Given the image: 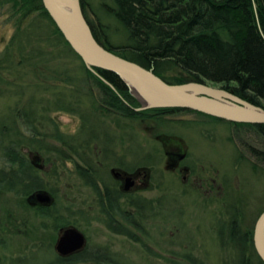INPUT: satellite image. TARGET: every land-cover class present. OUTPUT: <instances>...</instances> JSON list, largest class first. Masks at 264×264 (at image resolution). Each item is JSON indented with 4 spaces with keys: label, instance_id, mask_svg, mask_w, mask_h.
Masks as SVG:
<instances>
[{
    "label": "trees",
    "instance_id": "1",
    "mask_svg": "<svg viewBox=\"0 0 264 264\" xmlns=\"http://www.w3.org/2000/svg\"><path fill=\"white\" fill-rule=\"evenodd\" d=\"M8 1L13 2L17 12L21 13L20 23L37 15L28 27L18 28L9 48L0 59L2 73H21L24 67L29 69L30 74L33 73V76L25 75L26 78L18 74L15 76V81L25 79L22 89L33 88L35 91L26 108L19 111L16 117L21 119L23 127L35 138L43 136L44 129L38 125L40 119L36 106L47 104L48 109H44L46 111L61 110L79 116L81 133L75 136L64 135L55 121L50 119V139L54 145L46 144L24 137L20 129L16 128L14 117L8 116V121L5 120L6 123L0 127V152L5 159V167L0 170V188L4 192L26 197L25 200L37 190L48 191L54 203L45 212L54 222L55 230L76 226L68 220V216L63 215V211L58 210L55 195L46 183V177L58 176L57 167L53 172L47 169L53 158L58 161H74L75 158L82 162L83 167L78 166L76 174L85 185L91 187L95 176L92 174L94 152L107 150L111 142L107 140L110 133L109 129L107 131L102 126V119L114 117V121H120L128 114L132 121L138 122L152 111H191L155 109L136 112L140 104L130 95L119 77L97 68L89 70L65 41L45 10L42 0ZM112 3L106 13L121 26L124 45L118 48L110 45L104 25H95L89 20L96 40L105 49L147 69H154L155 74L167 83L224 84L236 96L264 107V0H112ZM14 53L21 58L20 64L12 59ZM52 63L55 65L52 66ZM0 78L6 81L1 74ZM7 83L10 87L17 85L15 82ZM94 88H98L101 96H95ZM22 89L20 94L25 95L26 91ZM40 93L51 94L52 98L44 95L41 100L38 95ZM196 114L221 123L255 129L259 139L264 142V125L230 123ZM99 137L105 140L100 141ZM26 150H36L43 157L44 171L32 164ZM258 152L262 154L264 151ZM259 157L264 162V156ZM135 207L137 212L135 215L130 214V228L127 231L132 239H135L136 232H142L139 206ZM243 208L240 211L238 209V238L228 235L234 247L237 249L238 246L237 259L230 263L264 264L253 245V228L241 229L240 218L242 220L245 217ZM65 211L71 215L68 207ZM113 212L118 216L120 209L113 208ZM41 213L46 215L44 211ZM107 216V222L111 223L109 214ZM120 225L121 231L126 232L123 224ZM114 232L119 231L115 228ZM226 232H233L229 229V222ZM136 238V242H140ZM88 258L95 264H122L107 252L94 255L86 252L67 260V264L85 262ZM189 258L190 264H202ZM57 260L60 264L64 263L58 257Z\"/></svg>",
    "mask_w": 264,
    "mask_h": 264
},
{
    "label": "rangeland",
    "instance_id": "2",
    "mask_svg": "<svg viewBox=\"0 0 264 264\" xmlns=\"http://www.w3.org/2000/svg\"><path fill=\"white\" fill-rule=\"evenodd\" d=\"M80 3L83 7L85 6L83 10H86L84 14H86L88 21L90 20L95 25L100 23L104 25L110 45L118 48L125 44L121 26L106 13V10L113 5L112 0H80ZM36 17L37 15H32L20 23L21 13L17 12L13 2L0 0V59L9 48L18 28L25 29ZM13 55L12 59L20 64L21 58L19 55H15V53ZM60 58L65 60L64 57ZM51 65L54 66L55 64L52 63ZM44 69L46 70V68ZM28 70L24 67L21 70L22 72L19 70L21 73L0 72L1 76L6 79V81H2L0 78V127L6 123L5 120L8 121V116H11L16 121V128L20 129L24 137L54 145V142L50 139L49 128L52 125L50 119H53L59 131L64 135H79L81 133L79 116H72L70 113L61 110L46 111L44 109L48 107L47 104L36 106L38 118L40 119L38 125L41 129H44L42 132L43 136L35 138L23 127L21 119L16 117V114L26 108L28 100L34 95L35 91L33 88L22 89L25 86V79L15 81V76L17 74L25 78V75L33 76V73L30 74ZM9 81L12 84L15 82L17 85L15 87L11 85L12 87H10L7 83ZM207 84L218 89H225L224 84ZM232 86L234 87V85ZM21 89L26 91L25 95L20 94L22 93ZM112 89L114 88L112 87ZM94 91L96 97L101 96L98 88H94ZM38 95L42 100L46 94L40 93ZM46 96L52 98L51 94ZM135 100L138 102L137 99ZM140 108L141 105L136 109ZM104 119H102V126L107 131L109 129L110 135L108 138L114 139L116 135H123L124 131L125 133L128 132L130 137L131 133H134V136L131 137L132 139L130 138V154L128 157L130 169H134L139 165H151L154 163V161L150 162L143 159V154L139 149L142 138H147V128L151 127L149 121L143 124L141 120L135 122L129 118L128 128L124 129L123 119L120 121H114V117ZM170 119L179 122V124H176L178 126V135H181L189 142L192 153H196L204 161L214 162L221 169V174L233 176V184L235 186L236 184L238 185V192L243 198L242 204H238V209L240 211V208L244 207L245 211V217L242 220L240 218L241 229L253 228L254 232L256 221L261 211L264 210V162L259 159V156H264V152L262 154L258 152L259 150L264 151V142L259 139L255 129L213 120L212 122L210 118L193 112L179 113L177 116L170 117ZM193 121L199 124H194L196 127L188 128V124L191 125L189 122ZM98 140L102 141L101 137ZM132 140L134 143L131 145ZM117 142H119L117 139L113 142V152H115V148L118 145ZM150 143L152 148L155 149L157 147L155 142ZM100 144L103 145L102 143ZM236 145H238V169L234 162L235 152L237 151ZM35 151L26 150L25 152H28V156L29 154L33 156L36 154ZM100 151L94 152L95 160L102 158L99 155ZM53 159L47 169H49V172H53L54 168L57 167L58 176H54L55 178L52 176L46 177V183L55 195L56 204L59 206L58 210L63 211V215L68 216V220L76 224L89 238L87 252H91L94 255L99 253V250L101 251L100 253L106 250L122 264H173L172 261H175L176 264H190L189 257L202 264H233L230 262L237 259L235 252L232 250L224 251L220 249L221 254L218 253L217 246L219 244L212 227L216 224V215L220 214L218 213L219 207L207 208L204 206L202 202L203 193L190 194L179 183L175 187L178 190L170 194L178 196L179 199L167 211V216H169L165 220L167 224H164V222L158 225L153 221L147 223V232L151 234V237L150 239L144 237L142 240L146 245V250L136 241L112 233L106 224L103 223V220H95V215L92 214L93 208H91L95 207L93 204L94 193L89 187H86L76 174L77 167H83L82 162L75 158L74 161ZM4 163L5 159L2 158L0 152V170L5 167ZM103 163L105 164L106 162ZM94 165L96 166L95 162ZM96 167L100 171L105 169L100 172V176L108 178L109 181L112 180L109 168L111 164L104 166V168ZM237 176L238 182L235 181ZM154 195L155 192L146 194L147 197H153ZM189 196L193 198V201L190 200ZM25 198L4 192L0 188V220L2 219V224H0V264H60L57 262V255L53 246L57 240L59 229L55 230L54 222L51 219L44 217L42 213L32 209L30 205L28 206V198L26 200ZM67 207L71 215H68L67 211H65ZM80 212L82 215H80ZM172 213L174 217H171ZM10 215L16 217L18 223H23L18 230H6L4 227V224H12V221L8 218ZM239 217L241 216L239 215ZM44 223L49 228L46 231L41 229ZM157 226L160 228H157ZM159 233H161V239L157 236ZM137 235L139 234L137 233ZM43 240L52 244L50 252L44 250L43 245L40 244ZM202 249L205 250L206 254L203 253ZM102 257L105 258L101 255ZM74 264L95 263L91 258H88L85 262Z\"/></svg>",
    "mask_w": 264,
    "mask_h": 264
},
{
    "label": "flooded vegetation",
    "instance_id": "3",
    "mask_svg": "<svg viewBox=\"0 0 264 264\" xmlns=\"http://www.w3.org/2000/svg\"><path fill=\"white\" fill-rule=\"evenodd\" d=\"M225 89L229 91L232 90L229 88ZM183 112L184 111L175 110L152 111L146 113L142 117V123L146 124L147 121H149L151 127L147 128V138H142L139 149L143 154V159L150 162L154 161L151 165H139L134 169H130L128 157L130 154L131 137L128 132L125 133L124 131L123 135H116L114 139H107L111 141L108 144V149L99 152L102 158L95 160V164L100 168H104V166L106 167V165L111 164L109 168L112 180L109 181L108 178L100 176V172L105 169L100 171L94 165L92 169V174L95 175L94 185L91 187L86 185V187H89L94 193L93 204L95 207H91L93 208V211L91 210L92 214L95 215L94 218H96V221L103 220V223L106 224L107 228L112 233L134 241H136V237H138L140 242L137 243L146 249V245L142 240L144 237L148 239L151 237V234L146 231L147 221H153L161 225L165 222L166 218H169V216H167V211L171 209L169 207L174 206L179 199L178 196H172L170 194L178 190L175 187L180 183L185 188V191L190 194L203 193L204 198L202 202L207 208L213 206L219 207L218 213L220 214L216 215L215 219H217V221L212 227L219 244L217 246L218 253L221 254V249L224 251L232 250L237 254L238 246H236L237 249L234 247L228 235L231 234L238 238V204H242L243 198L240 192H238V185L236 184L235 186V184H233V176L230 177L224 173L221 174V169L218 168L214 162L204 161L197 156L196 153H192L189 142L181 135H178V126L176 124H179V122L173 121L170 117L177 116L179 113ZM128 119V114H126L122 120L124 129L128 128ZM210 120L212 121V119ZM189 123H191V125L188 124V128L196 127L194 124H199L196 121ZM101 139L105 140L103 137ZM115 139L119 140V142H117L118 145L115 148V152H113V142ZM150 142H155L157 147H155V149L152 148ZM236 147L237 151L235 152L234 162L238 169V145H236ZM103 162L106 163L104 164ZM127 180H130L132 183L129 191L126 190ZM235 181L238 182V176ZM151 192H155V195L153 197H147L146 194ZM189 198L193 201L191 196H189ZM132 204L139 206V216L142 222V232H138L139 235L136 233L135 239H132L129 232H127L130 228L129 216L131 213L135 215L137 212V208L132 206ZM30 207L36 209L40 213L44 211L46 215L43 214V216L50 219V217L47 216L48 212L45 211H48L52 206L46 207L37 205ZM116 207L120 209L118 216L113 212V208ZM107 214H109L111 223L107 222ZM80 215H82V213ZM171 217H174V214ZM8 218L12 221V224H4L6 230H18L19 226L23 224L18 223V219L12 215ZM1 222L2 219L0 220V224H2ZM227 222H229V229L233 231L229 234L226 232ZM120 224H123V227H125L124 229H127L126 232L121 231ZM164 224H167V221ZM67 227L69 226L59 228L57 240L61 230ZM115 228L119 232H114ZM157 228L160 227L157 226ZM41 229L46 231L49 228L44 223ZM236 229L237 231L234 232ZM80 231L85 235L82 230ZM160 235L161 233L157 235L158 238L161 237ZM85 237L86 245L84 249L68 257H62L57 253L56 240L53 246L57 257L64 262L62 264H67V260L81 256L88 251L89 238L86 235ZM40 244L43 245L44 250L51 251L52 244L50 242H45L43 240ZM202 250L203 253L206 254L205 250ZM98 252L101 251L99 250ZM102 252L109 253L106 250ZM153 255L155 254L153 253Z\"/></svg>",
    "mask_w": 264,
    "mask_h": 264
},
{
    "label": "water",
    "instance_id": "4",
    "mask_svg": "<svg viewBox=\"0 0 264 264\" xmlns=\"http://www.w3.org/2000/svg\"><path fill=\"white\" fill-rule=\"evenodd\" d=\"M42 2L65 41L88 69H102L119 77L140 103L141 108L136 111L183 109L230 123L264 125V107L236 96L233 90L226 91L199 82L170 84L158 77L154 69H147L105 49L96 40L80 0H73L71 3L64 0ZM105 82L113 87L109 82ZM141 100L146 102L147 106ZM30 158L37 169L45 170L43 158L39 153ZM127 181L126 190L129 191L132 183ZM27 202L30 206L50 207L54 198L48 191L39 190L30 195ZM85 245V235L78 228L69 226L61 230L56 251L60 256L68 257L82 251ZM253 245L257 255L264 262V212L256 221Z\"/></svg>",
    "mask_w": 264,
    "mask_h": 264
},
{
    "label": "bare ground",
    "instance_id": "5",
    "mask_svg": "<svg viewBox=\"0 0 264 264\" xmlns=\"http://www.w3.org/2000/svg\"><path fill=\"white\" fill-rule=\"evenodd\" d=\"M65 2H67V3H71L73 0H64ZM102 70V69H101ZM139 99H141L140 97H139ZM142 102H143V100H141ZM144 103V105H146L147 106V103L146 102H143ZM255 105V104H254ZM183 110V109H182ZM185 111H188V110H185ZM191 112H193V111H191ZM195 113H197V112H195Z\"/></svg>",
    "mask_w": 264,
    "mask_h": 264
}]
</instances>
